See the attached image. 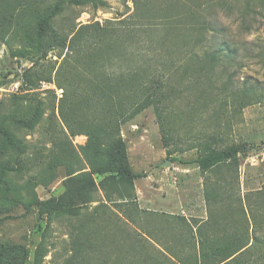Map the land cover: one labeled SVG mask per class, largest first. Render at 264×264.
<instances>
[{"label": "rangeland", "instance_id": "rangeland-1", "mask_svg": "<svg viewBox=\"0 0 264 264\" xmlns=\"http://www.w3.org/2000/svg\"><path fill=\"white\" fill-rule=\"evenodd\" d=\"M56 1L0 0V117L9 112L28 116L37 100L24 94L44 102L34 128L8 124L25 152L22 169L7 175L8 200L0 196V217L8 215L0 223V243L25 244L27 264H33L47 217L24 202L59 197L72 176L89 169L80 150L87 135L71 132L66 124L64 88L55 77L81 25L98 23L109 25L117 37L115 67L142 71L152 58V69L169 65L157 93L164 127L153 105L122 124L129 161L138 174L135 199L120 203L112 187L108 200L98 188L79 214L54 218L46 230L43 264H226L222 250L240 244L244 251L232 264H264V0H66L49 27L64 47L56 45L35 66L37 88L20 90L36 58L29 42H35L39 21ZM144 14L151 26H143ZM209 36H219L220 42H198ZM223 40L230 43L232 60L223 57L224 65L210 68L206 54ZM150 48L155 53L146 56ZM193 51L199 58L188 55ZM205 141L251 146L238 165L202 172L196 159ZM9 157L0 151V167ZM70 199L75 206L86 200ZM202 237L208 241L203 259Z\"/></svg>", "mask_w": 264, "mask_h": 264}, {"label": "trees", "instance_id": "trees-1", "mask_svg": "<svg viewBox=\"0 0 264 264\" xmlns=\"http://www.w3.org/2000/svg\"><path fill=\"white\" fill-rule=\"evenodd\" d=\"M89 1L93 0H70L74 4H84ZM65 2L66 0L56 1L51 11L39 21L36 40L34 43L29 42L30 51L34 53V57L36 55V58L33 61V66L24 72L20 90L37 88L35 76L38 74L34 73L35 66L41 59H45L49 51L53 50L56 45L64 47L65 43L60 41L57 34L50 33L49 27L61 12ZM141 17L143 26L152 25L151 17L147 14ZM116 39L117 37L113 38V30L109 25L105 27L98 23L81 25L71 39L69 52L57 70L55 81L59 87L64 88L62 102L66 101L67 106V110H63L64 105L62 104L61 112L71 132L80 131L87 135V141L80 145V150L89 169L72 176L59 197L40 199L35 196L28 202H24L27 209L36 206L41 214L46 215V230L54 218L59 215L79 214L82 207L87 206L93 200V193L98 188L106 192L108 200L113 199L112 194L108 191L112 187L120 199H123L124 202L120 203L134 200L135 179L138 174L133 171L130 164L127 146L121 134V126L144 108L153 105L160 123L164 127L161 120V108L157 104L159 101L157 93L167 77L166 70H169V65L163 64L152 69L150 67L152 58L145 61L148 67L142 71L129 65L115 67L114 61L119 56L118 50H115ZM219 39V36H209L205 39L201 37L198 42L200 40L202 43L204 41L220 42ZM223 45H227V48ZM218 46H220L218 49L206 54L210 68L224 65L223 57L232 60V52H227L230 43L223 40L222 43H218ZM18 49L23 50L24 47ZM98 51L99 53H96ZM144 52L146 56H149L150 52L155 53L152 49ZM188 55L199 58L194 51ZM103 61L105 63L101 66L104 67L99 68L98 63H103ZM56 63L57 61H55ZM54 65L51 67V71L54 69ZM201 68H204L203 64ZM42 79L53 81L50 78H40V80ZM80 81H85L83 87H79ZM24 95L29 100H37L31 106L28 116L9 112L0 117V134L3 136L0 151H7L10 154L6 163L0 167V196L3 200H8L11 190L7 175L9 172L22 169V155L25 152L21 140L8 124L11 122L24 128H34L43 114V100L37 98L35 94H30L31 97H28L27 94ZM20 97L17 96V98ZM136 99H138L137 104L135 103ZM130 106L133 107L131 111L128 110ZM200 145L201 150L196 162L202 172L215 171L224 164L236 163L238 165L239 156L247 155L251 146L247 142H238L218 147L210 141H205ZM171 153L168 152V154ZM72 195L85 197L86 200L81 205L75 206L70 199ZM6 218L8 215L0 217V223L4 222ZM46 230L35 249L33 264H43L45 261L48 252L45 244ZM199 234L201 236L202 233ZM206 244H208L207 239L202 237L200 241L202 259L207 257L205 254ZM244 247L245 244H240L239 247L232 250H222L226 254L222 262L226 261V264H232L237 258V253L244 251ZM29 256L30 251L23 243H0V264H27ZM192 263L190 260L189 264Z\"/></svg>", "mask_w": 264, "mask_h": 264}]
</instances>
